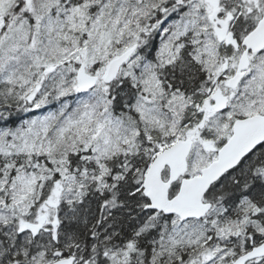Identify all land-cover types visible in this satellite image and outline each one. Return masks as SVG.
I'll return each instance as SVG.
<instances>
[{
  "label": "snow or ice",
  "instance_id": "6c2138e0",
  "mask_svg": "<svg viewBox=\"0 0 264 264\" xmlns=\"http://www.w3.org/2000/svg\"><path fill=\"white\" fill-rule=\"evenodd\" d=\"M0 264H264V0H0Z\"/></svg>",
  "mask_w": 264,
  "mask_h": 264
}]
</instances>
